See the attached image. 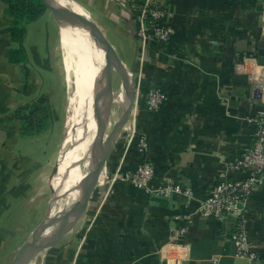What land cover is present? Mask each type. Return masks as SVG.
I'll list each match as a JSON object with an SVG mask.
<instances>
[{"label": "crops", "instance_id": "0c3cea01", "mask_svg": "<svg viewBox=\"0 0 264 264\" xmlns=\"http://www.w3.org/2000/svg\"><path fill=\"white\" fill-rule=\"evenodd\" d=\"M53 1L93 21L127 68L135 62L136 97L130 121L88 209L69 238L52 248L55 256L49 264H264V179L246 207L254 259L237 256L232 241L237 217L207 218L198 211L221 176L233 174L234 164L253 144L255 126L247 118L264 108V66L257 62V44L264 35V0ZM146 2L161 10L158 23L174 29L169 41L140 36L134 12ZM5 8L0 0V216L11 213L13 190L21 191L23 186L15 177L20 173L24 177L23 162H28L14 153L17 149L12 144L28 135L12 118L44 98L52 122L56 111L51 96L57 83L46 91L44 87L48 79L56 81L58 70L65 71L67 86L70 71L76 74V27L80 28L56 18L45 7L25 24L18 46L12 43ZM132 17L137 43L132 37ZM39 21L47 22L48 30L55 33L47 55L33 38L40 30ZM80 32V45L93 67L89 46L93 49L97 42L90 33L84 40ZM106 32L132 43L133 50L127 51L129 63ZM20 46L18 61H11L10 51ZM98 49L101 57L97 55L96 62L104 65V53ZM151 88L166 95L159 111L146 108L143 95ZM100 90L91 88L94 99ZM91 101L94 112L95 100ZM144 162L152 164L155 172L146 187L112 179ZM167 184L180 192L161 194ZM64 245L68 249L62 251Z\"/></svg>", "mask_w": 264, "mask_h": 264}, {"label": "rangeland", "instance_id": "374dc122", "mask_svg": "<svg viewBox=\"0 0 264 264\" xmlns=\"http://www.w3.org/2000/svg\"><path fill=\"white\" fill-rule=\"evenodd\" d=\"M46 12L50 14L49 11ZM37 26H39L40 30L37 34H34L33 38L37 40L36 44L39 46L42 54L45 55L49 45L51 46L54 43L55 33H51V31L48 30L47 22L45 21H39ZM47 30L49 31L48 34ZM105 34L108 39L116 45L120 57L125 62L129 63L130 56H128L127 51L128 48L132 49V43L125 44V42L128 41L121 40L120 37L114 34H107V32ZM129 67L130 66H128V69ZM57 74L55 78L56 81L48 79L49 81H46L44 87V90H49L56 83L58 84H56L57 90H55V93L51 96L53 99L52 110H55L56 113L51 122L50 132L37 137L20 136L18 140L12 144L13 148L17 149L14 150V153L18 155V158H26L28 162H23L24 167L22 170L23 172L26 170L24 177H21V173L19 177H15L16 181L23 182V186L21 187V191L13 190V208L11 213L7 211L6 215L3 214L0 216V264L12 263L14 256L23 244L45 220L55 215L57 206L60 203L57 197L63 192V188L59 186L53 188L51 178L56 173L54 171L56 169V160L59 154V158L61 159L62 155L68 149L72 137L70 132L73 129V122H71L70 119L73 115V109L70 99L75 91L74 83L76 74L74 70L70 71V82L68 86L65 81V71L63 69L58 70ZM40 76H43V79H45V75L42 72H40ZM41 86H43V83H41ZM120 86H122V79L120 75L114 71L112 75L110 115L103 136L104 140L107 139L113 130L114 124L120 118L124 109V100L119 93ZM116 98H118V100H116ZM13 159H15L14 156ZM82 164L84 165V162H82ZM37 166L38 168H36ZM123 175L124 173L118 172L112 179H120L122 181ZM13 176H15V174H12V177ZM127 182L133 184L131 181ZM4 200H6L5 197ZM71 237L74 238L75 235ZM66 238L68 239L69 237ZM64 249L67 250L68 248L64 245L61 250L64 251ZM53 251L54 249L52 248L42 251L36 256L32 264H49V261H52L55 256Z\"/></svg>", "mask_w": 264, "mask_h": 264}, {"label": "water", "instance_id": "95a60500", "mask_svg": "<svg viewBox=\"0 0 264 264\" xmlns=\"http://www.w3.org/2000/svg\"><path fill=\"white\" fill-rule=\"evenodd\" d=\"M45 7L49 8L54 16L60 20L75 24L88 31L95 39L100 49L104 52L105 68L102 73L105 75V85L97 93L94 102V114L98 127L94 139V149L96 157L91 163L87 173L83 176L78 186H80V195L70 210L53 218H48L45 222L33 233V235L23 244L13 258L11 264H31L38 254L42 251L50 249L58 245L76 226L78 221L85 214L89 207L90 200L100 182L101 176L106 168V164L111 157L116 143L122 134L124 128L128 125L135 104V62L128 69L99 27L90 19L77 13L67 7L57 4L53 0H41ZM122 4L126 5L123 1ZM128 8V7H127ZM131 12V11H130ZM134 15V14H133ZM134 18L131 19V31L134 41L137 43L136 32L134 29ZM137 55V51L135 52ZM136 59V56H135ZM257 62L260 66H264V35L257 44ZM108 66L111 68H108ZM116 71L122 79V88L124 89L125 106L120 118L114 124L113 130L106 140L103 139L107 118L105 117L108 111V106L101 105V100L111 98L112 95V75ZM110 109V108H109ZM102 144L98 150L99 144ZM60 160L56 164L54 172L60 169ZM55 227L50 233L47 231Z\"/></svg>", "mask_w": 264, "mask_h": 264}, {"label": "built area", "instance_id": "2783aa9c", "mask_svg": "<svg viewBox=\"0 0 264 264\" xmlns=\"http://www.w3.org/2000/svg\"><path fill=\"white\" fill-rule=\"evenodd\" d=\"M135 16L140 25V36L143 38L151 36L154 40L167 42L174 34L173 28L157 22L161 18V10L156 9L149 2H146ZM149 18L153 21L149 22ZM143 97L149 111H159L166 102V95L160 89H150ZM247 121L255 126L252 146L234 164L233 174L221 176L219 183L199 203L198 211L207 218L223 219L228 215L237 217L235 232L232 234L237 256L254 259L255 256L250 250L246 207L256 187L264 179V108L248 116ZM154 173L153 165L144 162L135 171L124 173L122 180L131 181L139 187H146ZM173 191L180 192V189L167 184L159 192L169 195Z\"/></svg>", "mask_w": 264, "mask_h": 264}, {"label": "bare ground", "instance_id": "6f19581e", "mask_svg": "<svg viewBox=\"0 0 264 264\" xmlns=\"http://www.w3.org/2000/svg\"><path fill=\"white\" fill-rule=\"evenodd\" d=\"M62 2V0H61ZM62 4V3H61ZM81 28V27H80ZM76 27V46H75V60H76V77H75V91L73 98L71 100V106L73 109V115L71 117V122H73V129L70 133L72 137L70 139V145L65 151L62 159H60V173L56 172L51 178V184L53 188L59 186L63 188V192L57 197L60 200V203L57 206V211L55 216H61L67 213L70 208L74 205L80 195V186L79 182L83 176L89 170L91 163L96 157V148L94 149V139L97 131V121L94 119L95 114L91 112L90 105L91 100H95L91 95V88L96 86V90H100L105 85V75L102 73L105 68V64H98L96 62V57L100 58V50L98 45L92 48L89 46L91 52L92 63L89 61L87 53L82 49L80 45V31L86 39V35H89V32L85 29ZM104 53V52H103ZM75 64V63H74ZM108 68H110L108 66ZM111 70V68H110ZM96 74V77H95ZM94 80H98L97 84ZM121 93L124 95V89L121 86ZM123 102V101H122ZM125 106V97H124ZM103 104L108 106V111L105 114V117L109 118L110 115V99H104ZM112 115V114H111ZM69 120V121H70ZM87 120V121H86ZM81 122V123H80ZM78 123H80L78 125ZM102 144H99L98 150L101 149ZM84 162V165L82 164ZM56 197V196H55ZM52 217V218H53ZM55 227L49 229L47 234L50 233Z\"/></svg>", "mask_w": 264, "mask_h": 264}, {"label": "trees", "instance_id": "16d2710c", "mask_svg": "<svg viewBox=\"0 0 264 264\" xmlns=\"http://www.w3.org/2000/svg\"><path fill=\"white\" fill-rule=\"evenodd\" d=\"M3 1L6 5L5 16L10 25L12 43L19 46L25 34V24L37 18L45 9V5L41 0ZM134 14L136 15L137 11ZM20 51L21 46L17 51H10V60L18 61L16 52L20 53ZM149 90L146 89L144 94ZM12 119L20 123L23 135L34 136L46 132L51 127V115L44 98L24 109H20Z\"/></svg>", "mask_w": 264, "mask_h": 264}]
</instances>
